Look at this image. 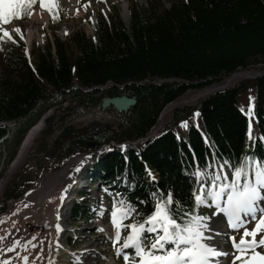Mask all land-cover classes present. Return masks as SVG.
I'll return each instance as SVG.
<instances>
[{
    "label": "trees",
    "instance_id": "1",
    "mask_svg": "<svg viewBox=\"0 0 264 264\" xmlns=\"http://www.w3.org/2000/svg\"><path fill=\"white\" fill-rule=\"evenodd\" d=\"M162 1L169 7L161 0L130 5L126 24L116 17V9L108 16L98 15L94 39L81 32L65 42L55 39L53 45L32 50L33 62L22 52L21 38L0 43L4 48L0 50V177L40 107L48 110L66 101L86 106V99L101 91L83 90L105 85L110 86L99 102L127 95L135 96L137 104L123 114L117 128L71 127L60 131L51 146L45 138L53 133L56 116L45 118L39 150L51 157L49 170L102 149V155L91 158L88 170L101 186L127 178L136 182L129 194L134 202L147 198L150 184L165 190L171 186L183 200L191 188L185 169L194 157L201 164L213 155L238 159L251 154L264 159V77L236 83L194 106L174 108L171 119L144 139L165 106L187 91L221 84L236 72L264 70V0ZM160 80L171 82L157 84ZM11 139L14 149L6 155L3 145ZM139 139L143 140L136 143ZM146 169L156 172L155 181L145 182ZM34 183L22 174L13 175L0 196V214ZM137 211L150 212L151 201ZM81 215L90 217L76 202L69 218Z\"/></svg>",
    "mask_w": 264,
    "mask_h": 264
},
{
    "label": "snow or ice",
    "instance_id": "2",
    "mask_svg": "<svg viewBox=\"0 0 264 264\" xmlns=\"http://www.w3.org/2000/svg\"><path fill=\"white\" fill-rule=\"evenodd\" d=\"M35 3L36 0H0V24L23 18L22 10L32 9ZM87 6L86 3L85 10ZM39 7L47 9L54 21L58 18V12H53L54 0H39ZM15 31L19 33L21 29L17 27ZM4 40L15 42L10 31L0 29V41ZM146 171L154 181L150 170ZM185 174L191 188L183 200L171 186L165 190L150 184L147 198L137 197L134 202L129 194L135 190L136 182L127 178L122 181L127 192L111 193L112 206L105 211L114 229L108 239L116 246V255L124 264H222L221 257H231V264H264V250H258L264 249V159L251 154L238 159L213 155L201 164L194 157ZM109 191L105 188V192ZM149 201L150 212L137 211L141 205L147 207ZM90 211L101 218L105 214L99 205ZM225 221L232 230L227 236L233 252L222 251L217 239L226 235L220 228ZM249 223H253L251 228L247 227ZM97 231L107 229L101 226ZM55 232H61L60 224L55 225ZM233 232L240 233L238 240ZM38 235L27 243L0 235V264H35L29 259L33 255L29 248H37L32 241ZM38 243L42 246L44 241ZM56 246H60L58 240Z\"/></svg>",
    "mask_w": 264,
    "mask_h": 264
},
{
    "label": "rangeland",
    "instance_id": "3",
    "mask_svg": "<svg viewBox=\"0 0 264 264\" xmlns=\"http://www.w3.org/2000/svg\"><path fill=\"white\" fill-rule=\"evenodd\" d=\"M54 3L56 7H54L53 12H58V18L55 19L54 21L52 15H50L48 10L46 9V14L48 17V22L46 26L41 23L33 25V28H35L37 32V37L33 40L29 48L28 54L26 55L29 61L31 62L34 61V58L31 55V52L34 48L43 49L47 43L53 45L55 39L64 42L68 41L75 32H81L84 36L90 39H94L95 38L94 24L96 21V17L98 15L108 16L112 9H116L117 10L116 17L119 20H121V22L126 24L128 22V19L127 18H125V20L123 19V4L124 3L127 4V12H128L127 14L129 17L130 5L136 3L140 6H147L150 3V0H73V2H69L68 0H54ZM86 3L88 4V6L87 9L85 10ZM161 3L164 4L165 8L169 7V3L167 1L161 0ZM39 8H40L39 0H36V3L33 5L32 9L25 8L22 10L24 14L23 18L13 19L7 25L0 24V29L10 31L13 38L14 37L21 38L26 46L27 45L25 42L26 34L24 32V28L26 24H29L28 22L30 19L31 12ZM89 17L91 18L89 19ZM15 27H19L21 29V31L18 34L14 32ZM62 27H67L68 33L62 34L61 33ZM1 42L2 41H0V43ZM3 49L4 48L2 44H0V50ZM22 52H24V49H22ZM249 78L250 77L237 80L233 82V85L241 81L248 80ZM225 80L223 81V83L225 82ZM216 85L217 84L212 86H216ZM101 94L102 91L88 97L86 99V101L88 102L86 106L83 105L81 106L80 101H66L62 105H56L48 110L47 108L44 109L43 107H40L35 112L34 117L31 119V123H33V126L37 123L40 126L39 124L40 119L44 114L48 113L50 110L51 113L48 116L51 115L56 116V119L53 124V133L45 138V141L49 146H51L52 143H54L55 137L59 134L60 131L68 132L71 127H80V126H86L88 124H94V125H105L110 128H117L120 121L123 118V114L115 112L114 110H112V108H110L111 110L109 111H101L98 106V103H100L99 99L101 97ZM186 94L195 95L197 94V91L189 90L186 92ZM186 94H184L183 96H185ZM183 96H181V98ZM181 98H179L176 101H180ZM198 100L192 99L191 101H188L187 106H194ZM93 103L95 104L93 105ZM170 119H171V112L167 113L163 117V121H162L163 124L169 121ZM44 128H45V123L42 124L40 132L38 133L32 144L30 145V148L23 163L16 171H14V173H12V175L9 178V180H11L13 175L22 174L26 177H29L30 179H35V183L29 189H27L25 193L18 200L11 201L8 204L7 210L4 213L0 214V217L8 213L9 210L17 203V201H19L22 197H24L26 193L34 190L36 187H37L36 189L37 197H40L43 191H45L48 188L49 179L53 177L57 172L62 170L67 163V162L64 163L63 166L58 170L48 169L52 159L49 155L45 154L44 151L39 150V147L42 143L41 132ZM3 146H4V153L6 155H9L13 152L14 142L12 141V139L8 140L4 143ZM92 147H89V149H92ZM48 149L51 150V147ZM101 153L102 150L100 151L96 150L91 153L92 154L91 156L95 157L97 155H100ZM91 156L84 157L83 155H79L75 157L77 160L69 165L65 173V176L62 179L61 186L57 190L59 194V203H60L58 210L60 209L61 205H63L62 202L66 194L72 190V186H73L72 184L75 183L74 180L77 179L79 176H84L88 174V170L92 168ZM7 169L5 171H7ZM3 175L0 177V180L3 179L2 178ZM86 192L87 195L90 196V190H86ZM88 196L85 197L88 198ZM80 199L81 197H77L78 201H80ZM203 211L207 212L208 209H203ZM58 222H60L59 224H61L64 229H66L65 226L67 223L68 225L67 228L71 229V232L68 233L69 234L68 237L71 236L70 238H72L73 236L82 238L83 235L84 237L87 238L91 237V234H86L88 229L89 231L90 230L93 231L92 226H90V224H87L85 226V224L81 222L77 225H74L73 223L68 222V219L65 218L59 219ZM252 226L253 223L247 225V227L249 228H251ZM84 228L86 229V233L82 232V229ZM235 234L239 235L240 233H235ZM73 242L75 244L74 246L75 248L78 247L77 244L81 243L80 241H73ZM149 242L150 241H147V243ZM95 243H99V241H95L94 244ZM229 247L230 245H226V244L223 246V248L226 251H229L228 250ZM77 249L82 250L81 247ZM258 250H264V249H258Z\"/></svg>",
    "mask_w": 264,
    "mask_h": 264
},
{
    "label": "bare ground",
    "instance_id": "4",
    "mask_svg": "<svg viewBox=\"0 0 264 264\" xmlns=\"http://www.w3.org/2000/svg\"><path fill=\"white\" fill-rule=\"evenodd\" d=\"M69 2H73V0H68ZM127 4H123V19H128L127 14ZM48 22V17L46 14V9H37L31 12L29 24H26L24 28V32L26 34L25 42L27 44V51H29V48L33 42V40L37 37V32L35 28H33L34 24L41 23L46 26ZM127 22V21H126ZM23 26V27H24ZM17 27L14 28V32L18 34V32L15 31ZM61 33L66 34L68 33L67 27L61 28ZM252 73L245 71L243 73L238 74L236 77H234L231 80V84L237 80L245 79L248 77H251ZM198 94V93H197ZM190 95L186 94L183 96L180 100L182 103H187L188 101H191L198 95ZM197 99V98H196ZM171 112V109L169 107L165 108L164 113L162 114L160 118V123L163 124V117ZM40 124V123H39ZM42 126H39L38 123L32 126L28 132L26 133L20 148L17 153L16 162L12 168L13 172L16 171L21 164L23 163L28 150L30 148V145L40 132ZM75 161L71 162L70 164L74 163ZM65 165V167L57 172L53 177L49 179L48 188L43 191L42 195L40 197H37L36 189L37 187L26 193L24 197H22L17 203L9 210L8 213L0 217V235H7L8 240L11 239H20L24 243H27V241L32 239V236L35 234H39L37 236V240L32 241L33 243H37V248L32 249L29 248V251L33 253L29 257L30 261L35 260V264H50V261H54V264H70L71 260H78L80 264H108L105 260L106 257H108V253L110 252V245L106 241V234H108V226H105L107 221L106 217L108 215V211H105V209L110 210L111 209V199L112 196H109L108 198H103L101 201L103 204L101 205V212H104L103 218H101L99 215L94 216L91 223L83 221L85 226L87 224H90L92 226V230L89 231L86 229H82L83 233L91 234L90 238L83 237L79 238L77 237L74 241H80V244H77L78 247H81L82 250L75 248V244L71 245V247L66 248L63 238L66 233L71 232V229H64L61 225V232L57 235L55 232V225L59 224L57 216L58 214V207L60 205L59 203V194L57 190L61 186V182L63 177L65 176V173L69 167V165ZM12 173H9L6 178H3L0 180V193L2 192L5 183L10 178ZM76 183V182H75ZM73 183L72 185H75ZM122 190L121 186H118L111 190V193L120 192ZM13 222H15V227H13ZM81 223V222H80ZM79 223H75L74 225H77ZM104 226L107 231H97L98 227ZM7 230V231H5ZM221 231L226 233H230L232 230L226 226V228H221ZM234 233V232H233ZM232 233V234H233ZM71 237V236H70ZM81 239V240H80ZM239 238H237L238 240ZM56 240L59 241V247L56 246ZM226 242L222 243L219 241L220 248H222L225 252H233L234 249L232 248V242L228 239V236L226 238ZM38 241H44L43 245L41 246ZM95 241H99V243H95ZM229 244L231 246V250L226 251L223 246ZM51 245V247H50ZM76 245V246H77ZM102 247V248H101ZM42 248V250H41ZM36 253H39V255H35ZM114 259V258H113ZM112 258L109 260L112 261ZM222 264H231V257H221ZM108 261V260H107ZM230 261V262H229ZM112 264V263H111ZM114 264H117L116 262Z\"/></svg>",
    "mask_w": 264,
    "mask_h": 264
},
{
    "label": "water",
    "instance_id": "5",
    "mask_svg": "<svg viewBox=\"0 0 264 264\" xmlns=\"http://www.w3.org/2000/svg\"><path fill=\"white\" fill-rule=\"evenodd\" d=\"M26 47H27V45H26ZM248 72H252V75H251V77L249 79H256V78H259V77H264V70L248 71ZM240 73H243V71L242 72H236V73L232 74L221 85L210 86V87H207L205 89L198 90L197 91V93H198L197 95L198 96L195 97L194 99L197 98V100H198L200 98H204V97L209 96L211 94H214L216 92L224 91L225 89H227L228 87H231V85H233V84L230 83L231 80L234 77H236L238 74H240ZM165 82H171V80H160V81L157 82V84H161V83H165ZM109 86L110 85H105V86L96 87V88H93V89H86V90H83V92L89 93V92H91L93 90L104 91V90L108 89ZM136 104H137V100H136L135 96L119 95V96H115V97H103L101 99V101H100V110L101 111H105L108 108H112L117 113L126 114L130 109L135 107ZM184 105H187V103H182L180 101H172L169 104H167L165 106V108L169 107L171 109V111H172L174 108L179 107V106H184ZM165 108L162 110L161 114L159 115V117L157 119V124L152 128L151 131L148 132L146 138H149V137L153 136V134L156 133V131L162 127L163 124H159L160 123L159 121H160V118H161L162 114L164 113ZM50 113H51V110L48 113H46V114H44L42 116V118L39 121L40 126H42V124L44 123L45 118ZM141 140L142 139L138 140L137 142H140ZM89 147H92V144H90ZM16 157H17V155H16ZM16 157L11 162V164L9 165L7 171H5V173H4L2 178H6L9 173H14L12 168H13L15 162H16ZM76 160L77 159L74 158V159L68 161L66 163V165H68L71 162L76 161ZM1 193H0V195H1Z\"/></svg>",
    "mask_w": 264,
    "mask_h": 264
}]
</instances>
